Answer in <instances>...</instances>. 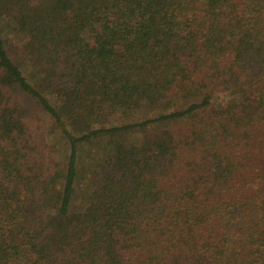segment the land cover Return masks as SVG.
<instances>
[{
  "label": "trees",
  "instance_id": "trees-1",
  "mask_svg": "<svg viewBox=\"0 0 264 264\" xmlns=\"http://www.w3.org/2000/svg\"><path fill=\"white\" fill-rule=\"evenodd\" d=\"M0 264H264V0H0Z\"/></svg>",
  "mask_w": 264,
  "mask_h": 264
},
{
  "label": "rangeland",
  "instance_id": "rangeland-1",
  "mask_svg": "<svg viewBox=\"0 0 264 264\" xmlns=\"http://www.w3.org/2000/svg\"><path fill=\"white\" fill-rule=\"evenodd\" d=\"M45 120H46V125H47L46 126L47 143L57 144L60 156H62L63 158L67 157L68 149H67L66 144L64 143L65 141L60 136L59 131L51 132V123L48 121L49 119L47 117L45 118ZM130 140L138 141L139 135H132L130 137Z\"/></svg>",
  "mask_w": 264,
  "mask_h": 264
}]
</instances>
